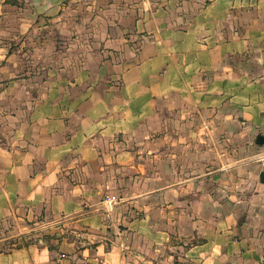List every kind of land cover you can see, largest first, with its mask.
I'll return each mask as SVG.
<instances>
[{"label":"crops","instance_id":"1","mask_svg":"<svg viewBox=\"0 0 264 264\" xmlns=\"http://www.w3.org/2000/svg\"><path fill=\"white\" fill-rule=\"evenodd\" d=\"M260 134L264 0H0V264H264Z\"/></svg>","mask_w":264,"mask_h":264},{"label":"rangeland","instance_id":"2","mask_svg":"<svg viewBox=\"0 0 264 264\" xmlns=\"http://www.w3.org/2000/svg\"><path fill=\"white\" fill-rule=\"evenodd\" d=\"M19 223L15 224L13 222H9L1 231V235H3L5 232V235H6V238L8 239L6 242H5V247L6 249H8L10 246H19L21 244L20 242V237L21 236H18V233H20V231H22V234L23 235V243L22 244H26L27 243V239L30 238V234L26 232V229L24 228V226H21Z\"/></svg>","mask_w":264,"mask_h":264},{"label":"water","instance_id":"3","mask_svg":"<svg viewBox=\"0 0 264 264\" xmlns=\"http://www.w3.org/2000/svg\"><path fill=\"white\" fill-rule=\"evenodd\" d=\"M256 143L260 146H264V135L262 134L258 135L256 138ZM260 180H261V183L264 184V171H262L260 174Z\"/></svg>","mask_w":264,"mask_h":264},{"label":"built area","instance_id":"4","mask_svg":"<svg viewBox=\"0 0 264 264\" xmlns=\"http://www.w3.org/2000/svg\"><path fill=\"white\" fill-rule=\"evenodd\" d=\"M108 201H110V202L113 201L114 202V201H116V197H111Z\"/></svg>","mask_w":264,"mask_h":264}]
</instances>
